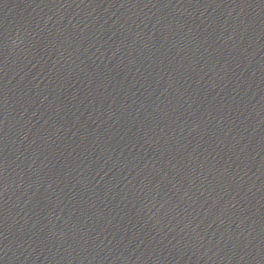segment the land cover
<instances>
[{"label": "water", "instance_id": "95a60500", "mask_svg": "<svg viewBox=\"0 0 264 264\" xmlns=\"http://www.w3.org/2000/svg\"><path fill=\"white\" fill-rule=\"evenodd\" d=\"M239 1L0 0V214L117 127Z\"/></svg>", "mask_w": 264, "mask_h": 264}, {"label": "clouds", "instance_id": "9594fccd", "mask_svg": "<svg viewBox=\"0 0 264 264\" xmlns=\"http://www.w3.org/2000/svg\"><path fill=\"white\" fill-rule=\"evenodd\" d=\"M13 43H14V42H13ZM10 249H11V244H9L8 251H10Z\"/></svg>", "mask_w": 264, "mask_h": 264}]
</instances>
